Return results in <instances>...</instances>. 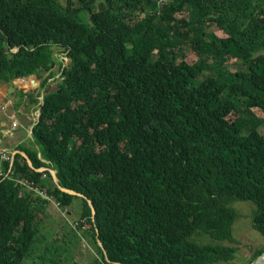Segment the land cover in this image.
<instances>
[{"label": "trees", "instance_id": "trees-1", "mask_svg": "<svg viewBox=\"0 0 264 264\" xmlns=\"http://www.w3.org/2000/svg\"><path fill=\"white\" fill-rule=\"evenodd\" d=\"M263 46L264 0H0V84L41 108L32 164L0 158V264H64L75 228L40 233L54 201L92 236L85 264H230L236 200L264 237ZM55 47L71 60L41 103Z\"/></svg>", "mask_w": 264, "mask_h": 264}, {"label": "rangeland", "instance_id": "rangeland-1", "mask_svg": "<svg viewBox=\"0 0 264 264\" xmlns=\"http://www.w3.org/2000/svg\"><path fill=\"white\" fill-rule=\"evenodd\" d=\"M79 14L83 20L90 22L89 15L87 12L81 11ZM208 29L212 31L215 30L218 34H220L219 30L214 25L208 27ZM261 50L264 51V46L260 48V51ZM55 52H56L55 54L57 58L62 60L63 62L62 64H60L57 60L55 61V65L53 67L55 71V75L48 80L46 87L44 88V90L41 91V96L39 98L41 100V103L43 102V96L59 84L61 80V69L60 68L63 67V63L65 65H69L70 60H71L69 57H67L66 52L61 47H55ZM188 58L190 60H194L196 58L194 52L190 54ZM231 64L238 68L245 67V65L243 64V62H241L240 59H233L231 61ZM47 74L48 73H45L44 77L47 76ZM43 78L38 77L37 81L41 82ZM31 80H33L32 77L28 78L26 82L30 83ZM0 88L9 89V85L2 84ZM48 89L49 91H45ZM26 90L33 92L35 88L31 86L30 88ZM13 95L11 94L9 98L13 97V99H15V101L17 102L16 99H19V98H16V96L18 94L16 93L15 98ZM19 104L20 105L17 108L16 106L14 107L15 111L17 112L16 114L17 118L22 116V114L18 112L20 110V112L23 113V115L28 118L29 125L36 123L38 119L40 104L30 102V98L28 96H25L24 102L19 100ZM255 112L259 116H264L263 113L258 109H255ZM12 127L15 131L18 128H20L19 124H17L16 122L12 123ZM259 129L264 134V124H262L259 127ZM55 203L56 201H54V204ZM233 206L238 211V216L233 224V236L235 237L236 241L231 242L229 244L232 246H236V255H235L234 260L230 264H249V262L254 258V255H256L257 250L259 251L262 250V252H264V249H263L264 237L253 225V219H252L253 215L252 214H253V210L255 209V204L249 201L236 200L234 201ZM57 209L60 211L62 216L58 214V215H54L55 217L52 216V218L46 219L42 225L40 224V233L41 235L45 234L48 240H50L51 238L53 239L55 236V231L57 229V226L59 230L58 224H62L63 225L62 236L65 235V237L69 241L70 239L69 227L66 225L67 222L63 217L64 215L63 212L59 208ZM66 219L70 223V221L75 219V215L68 214ZM71 225L72 227L76 228L74 232V236L72 237V243L71 241H69L72 244L71 247L70 246L68 247L66 244L57 245L58 252L64 259V264H83L84 262H90V260L93 257L98 258L100 254L99 252L97 254V252L94 251V248H93L94 246L92 245V241H91L92 236L90 234L86 235L85 229H80L73 222H71ZM197 238L200 241H208V237H206L205 235H199ZM42 244L45 245V242H42ZM39 252H41V255L43 254L41 250ZM93 252L94 254L92 256ZM33 258L34 260H31L29 264H36L38 260L37 255L33 256ZM254 260L255 259H253V261ZM221 264H227V263H221Z\"/></svg>", "mask_w": 264, "mask_h": 264}, {"label": "crops", "instance_id": "crops-1", "mask_svg": "<svg viewBox=\"0 0 264 264\" xmlns=\"http://www.w3.org/2000/svg\"><path fill=\"white\" fill-rule=\"evenodd\" d=\"M1 85L2 84H0V86ZM7 85H9V89L0 88V153L8 152L15 154L22 152L18 150L20 145H25L27 148L33 147L39 151V147L33 141L32 136V127L34 123L29 125L28 118L24 116L20 110L18 112L22 114V116L17 118V112L14 107H18L17 103H19V99H16V102L13 97L9 98L11 94H14L13 96L15 98L16 93L20 90V85L16 83ZM16 98L18 97L16 96ZM21 101L24 102L25 99ZM13 122H16L20 126L16 131L12 127ZM39 155H41V152H39Z\"/></svg>", "mask_w": 264, "mask_h": 264}, {"label": "water", "instance_id": "water-1", "mask_svg": "<svg viewBox=\"0 0 264 264\" xmlns=\"http://www.w3.org/2000/svg\"><path fill=\"white\" fill-rule=\"evenodd\" d=\"M14 52H18V49H16ZM53 66H54V64H53ZM46 91H49V89L46 90ZM40 111H41V108L39 109V115H40ZM19 153L22 154L23 156H25V157L28 159L29 163L32 164V163H31V159L29 158V156H27L24 152H19ZM41 170H43V169H41ZM51 173H52V175H53V177H54V180H55L56 182H58V177H57V175H56V171H55L54 169H51ZM60 188H61V190L65 191V192H67V193L75 194V195H79V196H83V197H84L83 194H81V193H79V192H77V191H74V190H72V189H69V188H66V187H62V186H60ZM86 199L88 200V202H89V204H90V207H91V209H92V211H93V216H94L95 213H96V210H95V208H94V206H93V203H92V201H91L89 198L86 197ZM100 244H101V242H100ZM102 248H103V251H104V254H105L106 258L108 259V254H107L105 248H104V247H102ZM263 257H264V252H262L260 255H258V256L255 258V260L253 261L252 264H264V262H263Z\"/></svg>", "mask_w": 264, "mask_h": 264}, {"label": "built area", "instance_id": "built-area-1", "mask_svg": "<svg viewBox=\"0 0 264 264\" xmlns=\"http://www.w3.org/2000/svg\"><path fill=\"white\" fill-rule=\"evenodd\" d=\"M167 0H159V2H166ZM1 154V160L2 161H6V162H9L12 164V161H13V155L8 153V152H3V153H0ZM10 173V171H9ZM2 175V171L0 170V176ZM21 184H23L24 186L28 187L29 189H31L32 191H34L35 193H38L39 195L49 199V200H52V197L50 195H48L45 191L37 188V187H34L33 185H31L28 181H19ZM57 208H59L63 214H65V209H63V207L61 206V204L59 202H56L55 203ZM77 226V223L75 224Z\"/></svg>", "mask_w": 264, "mask_h": 264}, {"label": "clouds", "instance_id": "clouds-1", "mask_svg": "<svg viewBox=\"0 0 264 264\" xmlns=\"http://www.w3.org/2000/svg\"><path fill=\"white\" fill-rule=\"evenodd\" d=\"M16 49H14L13 51H15ZM54 65H55V63H54ZM54 67V66H53ZM46 91V90H45ZM38 118H39V113H38ZM38 120V119H37ZM35 124V123H34ZM34 126V125H33ZM33 128V127H32ZM19 153V152H18ZM11 154V153H10ZM16 154V153H15ZM15 154H12L13 155V160H14V157H15ZM0 158H1V154H0ZM0 164H1V162H0ZM11 164V163H10ZM12 164H13V161H12ZM12 164H11V166H12ZM41 169H43V168H41ZM40 169V170H41ZM63 207V206H62ZM63 209H65V217H67V215L69 214V212H68V210H67V207H63ZM71 222H73V220L72 221H70V223ZM74 224H76L77 222H73ZM77 227H78V223H77ZM75 228V227H74ZM76 229V228H75ZM253 263V262H252ZM252 263H250V264H252Z\"/></svg>", "mask_w": 264, "mask_h": 264}, {"label": "bare ground", "instance_id": "bare-ground-1", "mask_svg": "<svg viewBox=\"0 0 264 264\" xmlns=\"http://www.w3.org/2000/svg\"><path fill=\"white\" fill-rule=\"evenodd\" d=\"M263 262H264V257H263Z\"/></svg>", "mask_w": 264, "mask_h": 264}]
</instances>
